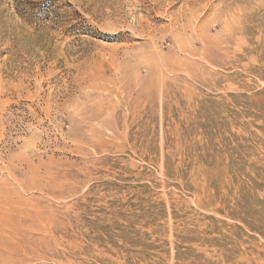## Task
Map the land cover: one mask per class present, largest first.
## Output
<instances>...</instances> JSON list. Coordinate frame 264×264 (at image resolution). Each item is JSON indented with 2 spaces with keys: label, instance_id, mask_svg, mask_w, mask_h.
<instances>
[{
  "label": "rangeland",
  "instance_id": "obj_1",
  "mask_svg": "<svg viewBox=\"0 0 264 264\" xmlns=\"http://www.w3.org/2000/svg\"><path fill=\"white\" fill-rule=\"evenodd\" d=\"M0 264H264V0H0Z\"/></svg>",
  "mask_w": 264,
  "mask_h": 264
}]
</instances>
